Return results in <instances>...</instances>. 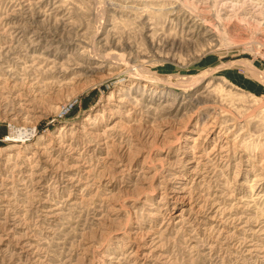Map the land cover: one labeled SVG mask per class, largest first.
Instances as JSON below:
<instances>
[{"label":"rangeland","instance_id":"obj_1","mask_svg":"<svg viewBox=\"0 0 264 264\" xmlns=\"http://www.w3.org/2000/svg\"><path fill=\"white\" fill-rule=\"evenodd\" d=\"M0 264H264V0H0Z\"/></svg>","mask_w":264,"mask_h":264},{"label":"bare ground","instance_id":"obj_2","mask_svg":"<svg viewBox=\"0 0 264 264\" xmlns=\"http://www.w3.org/2000/svg\"><path fill=\"white\" fill-rule=\"evenodd\" d=\"M195 17V16H194ZM45 32V31H44ZM209 32V31H208ZM27 46V45H26ZM30 46V45H29ZM30 54V53H29ZM33 132V131H32ZM19 134H17V136H22V135H27V134H29V131L27 130V129H25V130H20L19 132H18Z\"/></svg>","mask_w":264,"mask_h":264}]
</instances>
